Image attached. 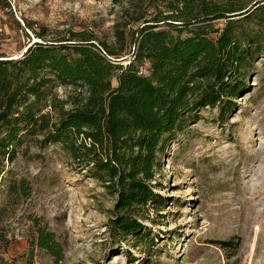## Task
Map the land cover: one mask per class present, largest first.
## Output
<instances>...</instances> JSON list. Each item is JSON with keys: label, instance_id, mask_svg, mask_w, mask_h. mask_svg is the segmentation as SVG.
Wrapping results in <instances>:
<instances>
[{"label": "rangeland", "instance_id": "1", "mask_svg": "<svg viewBox=\"0 0 264 264\" xmlns=\"http://www.w3.org/2000/svg\"><path fill=\"white\" fill-rule=\"evenodd\" d=\"M126 1L0 0V59L18 58L68 29L93 31L116 49L111 28ZM128 55L115 59L125 63ZM239 72L243 89L228 107L201 110L200 120L164 144L151 182L167 201L141 221L156 235L148 246L133 247L130 238L111 243L105 224L115 196L59 144L26 137L0 175V264H53L35 245L36 224L62 247L59 264H264V54ZM49 90L54 107L44 112L51 122L59 105L71 110L87 95L72 86Z\"/></svg>", "mask_w": 264, "mask_h": 264}, {"label": "trees", "instance_id": "2", "mask_svg": "<svg viewBox=\"0 0 264 264\" xmlns=\"http://www.w3.org/2000/svg\"><path fill=\"white\" fill-rule=\"evenodd\" d=\"M121 10L111 28L116 49L93 31L68 29L33 42L18 58L0 59V175L26 137L57 143L115 196L105 224L111 243L130 238L133 247L148 246L156 235L141 221L167 201L151 182L158 156L201 110L228 107L243 89L239 71L264 54V3L127 0ZM122 53L129 54L125 63L115 59ZM56 85L87 95L71 110L59 105L51 122L44 108L54 107L49 89ZM34 240L59 264L62 247L52 231L36 224Z\"/></svg>", "mask_w": 264, "mask_h": 264}]
</instances>
